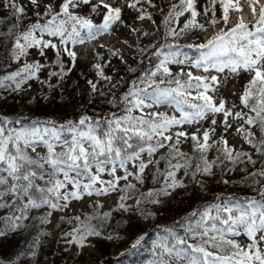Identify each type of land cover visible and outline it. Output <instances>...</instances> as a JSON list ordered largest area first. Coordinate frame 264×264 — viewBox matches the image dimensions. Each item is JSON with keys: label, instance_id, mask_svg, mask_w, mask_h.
<instances>
[{"label": "snow or ice", "instance_id": "obj_1", "mask_svg": "<svg viewBox=\"0 0 264 264\" xmlns=\"http://www.w3.org/2000/svg\"><path fill=\"white\" fill-rule=\"evenodd\" d=\"M145 3L156 6L153 0H125L127 8L137 11L138 21L152 20L143 9ZM244 3L258 18L251 24L238 18L232 27H228L230 12L243 11L241 0H208L203 13L197 10V0L171 4L163 19L167 26L163 38L173 43L151 44L158 62L132 80L120 96L113 91L118 85L107 92L98 87L99 80L110 83L112 77L105 75L101 63H94L99 79L86 80L88 103L97 95L109 97L106 102L118 111L107 116L85 114L64 123L0 116V244L37 219L34 212L40 213V225L51 224L55 230L60 223L53 224L54 213L66 212L74 202H87L91 212L59 217L72 225L60 239L75 246L78 256L90 246V238L103 236L102 228L114 212L151 219L157 212L149 211L148 205L163 206L165 198L189 183L207 192L209 179L232 183L218 173H243L241 182L250 194L215 196L191 212L183 222V235L165 227V235L154 242L155 259L149 264H264V2ZM84 7L90 15L80 14ZM0 8L7 10L0 16V44L9 41V63L16 65L0 75V100L8 94L23 96L33 81L47 91L26 103L49 100V93L62 90L76 66L74 47L111 35L114 26L124 23L122 7L106 0H0ZM209 13L208 24H222L220 31L203 43L186 45L196 50L195 57L181 52L175 41L190 31H204L205 24L197 18ZM91 14L101 15V22L95 23ZM180 17L185 21L177 29L172 24ZM49 50L55 55L51 70ZM34 51L45 62L29 60ZM109 51L123 62L119 49ZM95 55L97 61L103 59ZM171 65H188L202 74L183 67L174 73ZM45 70L47 77L42 79ZM241 74L247 82L241 92H233L239 104H229L221 88ZM161 107L172 112L160 111ZM233 134L239 137L237 145L229 143ZM149 180L157 186L142 190ZM113 198L114 207L103 210L104 200ZM52 235L40 232V237ZM40 237L29 246L33 259L42 244ZM106 238L112 240L113 235ZM143 239L140 236L132 247L140 246ZM24 255L21 252L15 260L0 256V264H23Z\"/></svg>", "mask_w": 264, "mask_h": 264}, {"label": "trees", "instance_id": "obj_2", "mask_svg": "<svg viewBox=\"0 0 264 264\" xmlns=\"http://www.w3.org/2000/svg\"><path fill=\"white\" fill-rule=\"evenodd\" d=\"M93 3H96L93 0ZM179 3V0H153L155 7H151L148 4H143V9L146 10L151 16L152 20H145L148 24L139 26L141 21L136 20L137 11L131 9V14L123 9L122 20L124 21V28L127 32L123 33L122 42L127 41V50L123 47H101L100 50L96 51L93 55L92 61L90 63L82 64L77 57L76 66L73 68L72 72L66 78L63 89H57L56 93H49L51 98L49 100H41L39 103H26L29 97L39 96L46 92V89H42L41 86L33 81L31 82V90L24 94L23 96H15L14 94H8L6 99L0 100V116H7L13 119L27 117L29 119H39V120H53L56 122L64 123L69 120L76 121L82 115L97 116L104 115L107 116L109 112L118 111L116 108H112L106 100L109 97H101L97 95L93 98V103L89 104L88 100L90 97L87 95V79L98 80L99 78L95 74V70L92 65L96 62L101 63L104 66L105 75L111 76L112 80L110 83L99 80L98 87L107 92L112 85H118L113 91H115L117 96L123 94L132 80L137 76H142L144 73L152 70L157 59L152 55L155 51L154 48L149 47L151 44H156L157 47L161 44L173 43L171 38L165 40L163 37L167 31V26L163 23L164 16L167 14L171 4ZM119 6V4H114L113 6ZM208 0H197V10L203 13L205 7H208ZM141 7L140 5L137 6ZM163 9V11H161ZM7 10L0 8V16L5 15ZM81 15H90L89 9L84 7L80 11ZM188 14H186L187 16ZM221 15L220 6L216 5V16L219 18ZM91 18L95 23H100L102 20L101 15L91 14ZM211 18V13L207 17L204 15L199 16L197 19L200 23L205 24V30H210L211 35L215 32L216 24L214 27L208 24V20ZM155 21V23H153ZM185 17H180L179 22H174L173 27L177 29L183 25ZM127 25H131L134 28H139V33H133ZM150 25V26H149ZM204 31L199 33L196 30L190 31L183 38L175 41L179 45V50L181 52H187L189 56L195 57L198 55L194 48H188L186 45L199 44L203 41L199 38ZM143 32H148V36H143ZM9 41H4L0 44V75L5 74L14 70L15 64L9 63L8 59V48L7 45ZM131 46V47H130ZM69 47H72L69 45ZM75 49V47H74ZM110 49H119L120 54L123 56V62L119 57L111 55ZM140 49H146L145 52L141 53ZM167 49H165L166 51ZM96 53L103 56L102 60L97 61ZM48 63L51 70L54 65L51 61L55 59L54 52L52 50L48 51ZM39 59L41 62H45L43 58L39 57L33 52V55L29 57V60ZM64 60L66 66H70L69 58L65 55ZM110 62V63H109ZM184 71H188L186 65H171L172 71L174 73L179 72L181 68ZM129 69H135V72ZM48 70L41 73V78L47 77ZM241 74L238 79V86L235 84L237 94L242 91L244 84L247 82V77H243ZM114 80H117L114 82ZM55 83V78L52 80ZM235 81H233L234 83ZM78 85V87H77ZM221 92L224 95V91L221 88ZM29 93V96L27 94ZM225 97V95H224ZM234 96L233 99H235ZM236 103L239 104V100H230L229 104ZM155 110V109H154ZM178 115V113H177ZM207 126V125H205ZM217 131L220 132L218 128ZM186 146V145H184ZM183 146V147H184ZM247 147V146H245ZM185 152H189L183 148ZM212 154L210 153V156ZM224 179H230L231 184L225 185L223 183H217L216 178L209 179L207 192H202L198 187L189 183L186 188L178 189L173 194L171 198H165L163 206H151L148 205L149 211H156L157 215L151 219H143L138 216L129 217L127 214L121 215L120 213L114 212L112 219L108 221L107 226L102 228V237L90 238V246L93 249L99 251L104 257L110 255L109 242H114L117 247L121 250V256L118 260V264H149L150 261L154 260L153 255V245L154 242L165 235L163 229L165 227L174 229L176 233L183 235V222L190 217L191 212L194 209H198L201 205L206 202H212L214 197L220 195L222 197L237 196L242 197L250 194V190L243 186L241 182V176L243 173H232L230 175H225L223 173H218ZM187 180V178H185ZM151 180H149L144 189L149 187H154ZM111 207H114L111 206ZM157 209H159L157 211ZM104 210V209H103ZM90 208L86 213L91 212ZM40 213L34 212L33 216L37 219H33L27 223V227L20 230L17 234L13 235L10 240L0 244V256L11 257L15 260L16 256L21 252L25 253L21 257L23 264H74L75 262H83L89 253L85 250L80 251V254L75 255L77 248L75 246L67 245L64 240L60 239L63 232L69 231L72 225L68 223H63L59 221L61 215L66 217H71L74 215L72 212L64 213H54L52 217L53 224L60 223L58 229L53 230L50 227L53 225L42 226L39 224ZM195 220L196 218H192ZM179 222V223H176ZM46 230L52 232V236L40 237V232ZM113 235V239L109 240L106 237L108 235ZM119 236L117 239L116 236ZM144 237L140 246L133 248L132 245L135 241L142 236ZM40 237L42 244L40 249H38V256L33 259L29 253V246L33 240ZM243 239V238H241ZM87 248V247H86ZM70 252L73 254L70 255ZM70 255V256H68Z\"/></svg>", "mask_w": 264, "mask_h": 264}, {"label": "rangeland", "instance_id": "obj_3", "mask_svg": "<svg viewBox=\"0 0 264 264\" xmlns=\"http://www.w3.org/2000/svg\"><path fill=\"white\" fill-rule=\"evenodd\" d=\"M95 2H97V0H94ZM107 3L110 4H119L120 7H122V9H125L127 12H129V15L131 14V9L127 8L125 6V0H106ZM262 2H264V0H262ZM241 3L243 4V11L246 7H248V5L246 3H244V0H241ZM242 11V12H243ZM237 13L236 11H231L230 12V20L228 23V27H232L235 25V23L237 22ZM234 20V23H232V21ZM253 21H251L252 23ZM145 24H148L147 21L144 22H140L139 26H143ZM150 26V25H149ZM223 25L219 24L216 27L215 32H219L221 27ZM124 23L120 24L118 26H114V28L112 29V34L108 35L105 34L104 36L99 37L97 40H95L93 43L90 42H86L83 45H76L75 46V51L77 52V54H79V59H83L82 60V64H86L89 63L87 60L91 58V56H93V51L94 49H92L93 47L98 46L100 43L106 46H113V47H123V48H127L126 45L122 42V37L121 36L123 33L127 32V30L124 28ZM211 36V31L206 30L204 31L201 36L199 37L203 42H205L209 37ZM128 49V48H127ZM87 56L89 57L87 59ZM87 59V60H86ZM187 69H190L188 65H186ZM191 71H193V73L195 75H200L202 74L199 70L197 69H190ZM211 74H215L214 72ZM244 78H246V75H243ZM117 80H114V82ZM233 81H235L233 83ZM238 77L231 79L226 87H222L223 91H224V95L225 98L228 100V102L230 100H237V96L235 99L233 92L236 90V87L238 86ZM237 84V86L235 85ZM27 96H29V93L27 94ZM35 103V102H33ZM160 111L164 110L167 112H172V109L167 108V107H161L159 108ZM194 128H188V131H194ZM219 133V131H218ZM239 137L236 134H233L231 136H229V143L233 144V145H237L239 144ZM186 150H189V146L186 145L183 147ZM173 197V196H172ZM171 197V198H172ZM114 205V198L113 199H105L104 200V210H108L109 208H111V206ZM90 208L88 207V203L87 202H74L70 208L66 211V213L68 212H72L74 214H83L86 213ZM53 228L52 226L50 227V229ZM108 246L110 247V255L107 257H104L99 251H97L96 249H93L92 247H87L85 248V252L87 251L89 253V256H86V258L84 259L83 262H75L74 264H118V260L121 256V250L117 247V245L114 242H109ZM73 254V252H70V255ZM68 255V256H70Z\"/></svg>", "mask_w": 264, "mask_h": 264}, {"label": "bare ground", "instance_id": "obj_4", "mask_svg": "<svg viewBox=\"0 0 264 264\" xmlns=\"http://www.w3.org/2000/svg\"><path fill=\"white\" fill-rule=\"evenodd\" d=\"M238 18H242L244 23H248V22L254 21L258 17L253 16L249 8L246 7L243 12H240L239 14H237V19ZM232 23H234V20L232 21Z\"/></svg>", "mask_w": 264, "mask_h": 264}]
</instances>
